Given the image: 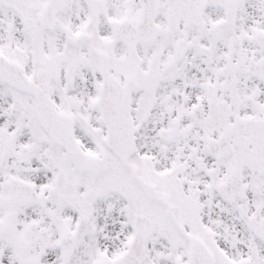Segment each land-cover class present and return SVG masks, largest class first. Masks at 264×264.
Listing matches in <instances>:
<instances>
[{
	"label": "snow or ice",
	"instance_id": "obj_1",
	"mask_svg": "<svg viewBox=\"0 0 264 264\" xmlns=\"http://www.w3.org/2000/svg\"><path fill=\"white\" fill-rule=\"evenodd\" d=\"M0 264H264V0H0Z\"/></svg>",
	"mask_w": 264,
	"mask_h": 264
}]
</instances>
